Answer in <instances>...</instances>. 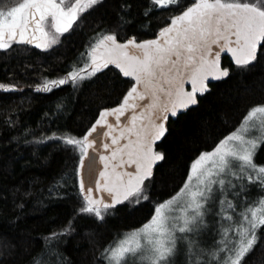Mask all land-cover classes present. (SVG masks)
Returning a JSON list of instances; mask_svg holds the SVG:
<instances>
[{"label":"trees","instance_id":"trees-1","mask_svg":"<svg viewBox=\"0 0 264 264\" xmlns=\"http://www.w3.org/2000/svg\"><path fill=\"white\" fill-rule=\"evenodd\" d=\"M13 2L18 0H6L5 7ZM194 2L157 7L150 0H98L55 45L13 44L0 50V84L13 89L0 90V264H106L109 244L144 225L184 186L194 160L237 130L253 107L264 105L263 42L249 65L225 57L228 78L210 84L196 107L170 119L157 145L164 158L144 184L147 200L136 203L130 197L102 209V220L80 211L81 153L54 137L82 139L100 111L118 105L133 81L109 66L51 91L37 88L84 66L101 36L153 38ZM255 164L264 166V143ZM240 264H264V226Z\"/></svg>","mask_w":264,"mask_h":264},{"label":"snow or ice","instance_id":"snow-or-ice-1","mask_svg":"<svg viewBox=\"0 0 264 264\" xmlns=\"http://www.w3.org/2000/svg\"><path fill=\"white\" fill-rule=\"evenodd\" d=\"M97 2L68 0L66 4L65 0H18L5 7L6 0H0V50H7L13 44L51 47L79 14ZM150 2L165 7L179 6L181 0ZM158 36V39L141 43L129 39L123 44L116 42L114 34L101 36L87 54L88 62L84 66L59 80L45 81L37 88V91H51L69 81L75 83L90 77L110 64L120 69L123 76L134 80L121 104L103 111L96 122L107 127L101 135L111 136V144L103 147L116 146L109 156L100 157L105 170L100 173L103 183L96 185L98 192L107 193L110 202H104L99 196L94 198L91 187L85 191L82 179L79 184L84 202L80 211L93 213L101 220L104 218L102 209L115 207L129 197H134L136 203L148 199L144 181L151 177L155 162L164 158L154 151L155 142L166 132L164 122L169 114L174 117L179 110L196 104V95L207 90L209 77L221 79L229 75L228 70L220 66L221 54L229 53L237 66L256 60L258 47L264 42V0H195L180 15L171 18L170 25ZM185 83L191 85V91L185 90ZM0 90L13 89L0 84ZM140 101L147 103L140 104ZM126 113L125 126L119 128L120 117ZM109 116L115 117V124L108 123ZM250 128L264 130V105L253 107L242 127L213 152L200 155L192 164L191 175L181 191L159 204L148 223L105 250L109 264H169L177 239H188L187 235L178 237L177 233H195L203 226L205 205L213 197L214 187L226 197L228 189L234 187L228 179L231 176L253 183L259 181L264 187V166L256 165L252 159L257 140L245 139L244 135ZM93 132H96L95 126L82 139L54 138L78 149L83 157L93 146L94 141L89 140ZM114 132L117 134L113 135ZM258 139L264 143V134ZM125 166L132 171H125ZM79 167L83 168V158ZM219 203L222 219L231 222L232 215L225 213L229 209L235 212V206L226 200ZM262 226L264 199L256 202V206L246 207L234 224L221 225L219 251L226 254L220 264H240L256 241V230ZM230 232L235 233L234 239H229ZM192 243L189 241V248ZM210 255L215 259L217 253Z\"/></svg>","mask_w":264,"mask_h":264},{"label":"rangeland","instance_id":"rangeland-1","mask_svg":"<svg viewBox=\"0 0 264 264\" xmlns=\"http://www.w3.org/2000/svg\"><path fill=\"white\" fill-rule=\"evenodd\" d=\"M67 2L68 0H65L66 4ZM242 124L234 132L238 131L242 127ZM261 134H264V130H258L252 128L249 129V132L244 134L245 139L257 140V147L254 151L252 158L253 163H255V157L261 144L258 139V136ZM226 138H224L223 140H225ZM197 159H195L194 162ZM233 170L235 171V169ZM190 175H191V168L188 177ZM228 179L231 180L234 187L228 189L226 197L221 195L220 192L217 191L214 187V195L211 198L210 202L205 205L207 211L205 212L203 218L204 219L203 226L197 229L195 233H188V234L177 233L178 237L181 235H187L188 239L187 240L177 239L174 254L169 258V264H220L221 257L225 256L226 254V251L225 252L219 251V248L222 247L219 244V241L221 240V235H220L221 225L227 226L228 223L234 224L239 218L240 212L244 211L246 207L256 206V202L264 199V187L260 185L259 181L253 183L251 181H248L247 179H239L238 176H231ZM227 183L228 180L226 179L225 187H227ZM181 189L175 194V196L181 191ZM220 200L231 201V203L235 206V212H233L232 209H229L227 213H225L226 215H232L233 219L231 222H226L222 219L219 211ZM151 218L146 223H148L151 220ZM142 227L143 225L138 228L125 231L121 235L117 236L115 241L109 244L107 248L116 245L118 241L125 238L129 233L135 232L141 229ZM234 237H235V233L230 232L229 239H234ZM189 241L193 242L191 248H189ZM213 252L217 253L215 259H213L210 255V253ZM106 264H109V261L107 259H106Z\"/></svg>","mask_w":264,"mask_h":264},{"label":"water","instance_id":"water-1","mask_svg":"<svg viewBox=\"0 0 264 264\" xmlns=\"http://www.w3.org/2000/svg\"><path fill=\"white\" fill-rule=\"evenodd\" d=\"M193 4H194V3H193ZM193 4H191L190 6H192ZM185 10H186V9H185ZM185 10H183V11H185ZM183 11H182V12H183ZM182 12H180L179 14H177V15H175V16L180 15ZM175 16H173V17H175ZM173 17H172V18H173ZM170 21H171V20H170ZM72 24H73V23H72ZM169 25H170V22H169L166 26H164L163 28H165V27H167V26H169ZM163 28H161V29L158 31V33H159ZM158 33H157V35H156L155 37H153V38H149V39H145V40H141V41H137V40H135V41H136L137 43H141V42H144V41H149V40H153V39H158V38H159ZM130 39H134V38H130ZM128 40H129V39H128ZM128 40H126V41H119V40L116 39V42H117V43H120V44H123V43L127 42ZM262 43H263V42H262ZM261 45H262V44H261ZM261 45H260V46H261ZM260 46L258 47V50H259ZM214 47H215V46H214ZM130 48H131V46H130ZM257 53H258V51H257ZM225 57H228V58L230 59V61L233 62V59H232V57H231V55H230L229 53H222V54H221V62H220V66H221L222 69H224V67H223V59H224ZM233 63H234V62H233ZM109 66H112V67L116 68L115 65H111V64H110ZM109 66H108V67H109ZM116 69L122 74V72L120 71V69H118V68H116ZM228 72H229V71H228ZM122 76H123V74H122ZM228 76H229V75H228ZM228 76H227V77H224V78H221V79H213V78L209 77L208 80L206 81L207 90H206L203 94L197 93V95H196V100H197V103H196V104H194V105H190L187 109L179 110V111L177 112L176 116H174V117L171 116L170 114L168 115L167 120L164 122V127H165V129H166V132H165V134H164L159 140H157V141L155 142V144H154V151H155L156 153H158V152H157V145L161 143V141L164 139V137H165V135H166V133H167V131H168V124H169L170 119H176L179 115H181V114H183V113H186V112H187L188 110H190L191 108L196 107V106L198 105V96H202V95L206 94V93L209 91V89H210V84L215 83V82H219V81H222V80H225V79L228 78ZM123 77H124V78H127V79H130V80L133 81V83H132V85H131V87H132L133 84H134V80H133V78H132V77H125V76H123ZM131 87L127 90V92L131 89ZM184 87H185V90H186V91H191V85H190L189 83H185ZM127 92H126V93H127ZM126 93H125V95H126ZM125 95H124V96H125ZM124 96H123V98H124ZM123 98H122V100H123ZM122 100H121V102H122ZM121 102H120L118 105L114 106V107L106 108V109L101 110L100 113H99V115H98V117H97V119L95 120V122H94V123L90 126V128L86 131V133H87V132H89V131L91 130V128H92L93 126L96 127V132H93L92 135L89 136V140H90V141H94V142H93V146H92L91 148L88 149V152H87V155H86V156H83V157L81 156V158H83V168H80L79 165H78V171H77V175H78V184H80V180L82 179L83 182H84L85 191H87V189H88L89 187H91V188H92V195H93V197H94V198L97 197V196L102 197V198L104 199V202H106V203H107V202H110L107 193H106V192H98V191H97V188H96V185H97L98 183H103V181L101 180V177H100V173L103 172V171L105 170V169H104V162L100 159V157H101V156H109L110 153H111V151H112V148H113V147H116V146H115V145H112V146L109 147L108 149H105V148L103 147V145L106 144V143H107V144H111V136H103V135H101L102 132H106V131H107V127H106V125L103 126V127H101L100 125H97L96 122H97V120L99 119L100 114H101L103 111H106V110H112V109L118 107V106L121 104ZM139 103H140V104H144V103H147V101H140ZM137 111H139V109H137ZM127 118H128V114H127V113H126L124 116H121V117H120L119 128H123V127L125 126V123H126ZM107 121H108L109 124H115V117H113V116H109V117H107ZM118 130H119V129H117V131H118ZM86 133H85V134H86ZM115 134H117V133L114 132L113 135H115ZM84 136H85V135H84ZM123 143H124V141H121V144H123ZM81 158H80V160H81ZM160 162H161V160L155 162V164L153 165V167H152V175H151L150 178H152V176L154 175L155 168H156V166H157ZM79 164H80V161H79ZM124 170H125V171H132V168H131V167H128V166H125V169H124ZM118 171H119V169H118ZM150 178L146 179V180L144 181V184H145L146 181H148ZM79 189H80V187H79ZM80 193H81V192H80ZM129 198H130V197H129ZM126 201H127V200H125L124 202H126ZM124 202H123V203H124ZM121 204H122V203H120V204H116L115 207H118V206H120ZM115 207H111V208H115Z\"/></svg>","mask_w":264,"mask_h":264}]
</instances>
